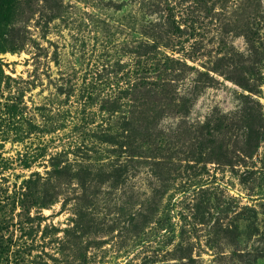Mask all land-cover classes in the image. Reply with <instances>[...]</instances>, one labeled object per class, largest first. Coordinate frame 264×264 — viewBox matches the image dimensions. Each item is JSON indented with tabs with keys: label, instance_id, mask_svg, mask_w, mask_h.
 I'll use <instances>...</instances> for the list:
<instances>
[{
	"label": "rangeland",
	"instance_id": "rangeland-1",
	"mask_svg": "<svg viewBox=\"0 0 264 264\" xmlns=\"http://www.w3.org/2000/svg\"><path fill=\"white\" fill-rule=\"evenodd\" d=\"M200 1L18 0L0 55L8 264H264V0ZM155 31L195 94L132 131L122 91ZM147 134L170 150L151 154ZM210 135L225 159L200 150Z\"/></svg>",
	"mask_w": 264,
	"mask_h": 264
},
{
	"label": "trees",
	"instance_id": "trees-1",
	"mask_svg": "<svg viewBox=\"0 0 264 264\" xmlns=\"http://www.w3.org/2000/svg\"><path fill=\"white\" fill-rule=\"evenodd\" d=\"M149 6H155V12H158L159 6L156 0H146ZM213 2V0H210ZM201 6L207 11V2L200 1ZM18 0H0V55L12 51L10 48V34L12 25L17 16ZM252 18L249 16L245 23L241 26L245 33H248L249 25ZM157 37L153 42L140 43L136 46L134 54L136 55V64L133 71L128 76L127 87L122 91V106H126L129 111V129L148 128L149 123L163 121L166 118L174 116H185L190 112L192 99L195 94V87L190 85L189 88L178 93L173 81L172 74L175 73L176 64L174 60L168 58L159 52V45L164 43V39L168 38L165 34L157 33ZM167 34H169L167 32ZM169 39V38H168ZM168 48V44H165ZM186 68L187 65H184ZM119 68L124 71V67L119 64ZM5 78V74L0 62V87ZM257 129L253 124H249L244 131V140L247 147L257 137ZM200 146L201 149L211 148V153L215 159H225V155L221 150L222 144L210 135ZM152 140L150 135H145L142 144L151 154L161 156L164 152H168L171 143L164 141L156 135ZM1 244V243H0ZM9 253L2 249L0 245V264H8ZM259 255L246 254L243 264H257Z\"/></svg>",
	"mask_w": 264,
	"mask_h": 264
}]
</instances>
